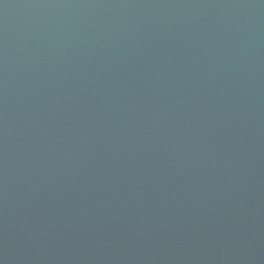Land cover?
Returning <instances> with one entry per match:
<instances>
[{
  "label": "water",
  "instance_id": "obj_1",
  "mask_svg": "<svg viewBox=\"0 0 264 264\" xmlns=\"http://www.w3.org/2000/svg\"><path fill=\"white\" fill-rule=\"evenodd\" d=\"M0 264H264V0H0Z\"/></svg>",
  "mask_w": 264,
  "mask_h": 264
}]
</instances>
